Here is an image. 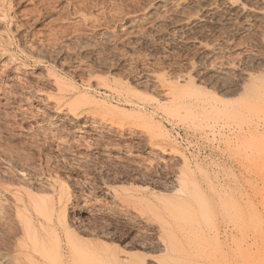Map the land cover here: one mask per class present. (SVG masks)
Listing matches in <instances>:
<instances>
[{
  "label": "rangeland",
  "instance_id": "1",
  "mask_svg": "<svg viewBox=\"0 0 264 264\" xmlns=\"http://www.w3.org/2000/svg\"><path fill=\"white\" fill-rule=\"evenodd\" d=\"M164 1L0 0V264H211L227 199H264V164L238 151L264 142L237 130L258 112L233 97L235 72H201L264 53V25L203 65L196 47L142 43ZM167 92L234 105V133Z\"/></svg>",
  "mask_w": 264,
  "mask_h": 264
},
{
  "label": "bare ground",
  "instance_id": "2",
  "mask_svg": "<svg viewBox=\"0 0 264 264\" xmlns=\"http://www.w3.org/2000/svg\"><path fill=\"white\" fill-rule=\"evenodd\" d=\"M166 10L168 11L170 10L169 12L172 13L170 14V16H167L164 13L165 15L163 17V12ZM166 13L168 14V12ZM160 14H162L161 18H160ZM146 16H148V18L151 19L158 17L156 20L157 21L156 24H154L155 21L153 22V24L155 25L154 27L155 29L157 30L160 29L159 31L160 34L157 31V33L159 34L157 36V39L151 36L153 39H155V41L151 40L152 38L150 39L148 37L152 34L150 35L147 34L148 36L142 38L143 41L142 43L144 45L155 46L156 43L158 44L166 43L168 44L167 48H170V50L171 49L174 50L175 48L183 49L186 47L188 48L196 47L199 51L198 52L199 56L202 57V61L203 59L206 61V63H202L204 65L207 64V61L209 62V60L211 61L215 57L219 58V56L220 55L222 56L223 53L225 52L227 53L228 50L230 49L229 45L231 44L232 41H234L235 39L234 37H236L235 36L236 34H238L239 32H246V33H249V31L253 32L252 29L255 28L257 25L259 24L264 25V0H165L162 4L160 3V5L154 6V8L151 9L150 13H148ZM144 20L145 19H142L141 21ZM131 24L133 25V23ZM152 32H155V30ZM213 37H215L214 42L212 41L213 44L211 43L212 45L211 44L208 45L207 44L208 39ZM262 37L259 36L258 39ZM261 41L264 44V38ZM232 48L234 47L232 46ZM249 48L252 47L249 46ZM234 49L237 48L235 47ZM245 49L243 50L242 48L241 51L238 50L239 52H241L242 55L240 56L241 57L243 56V59L236 64L234 63L235 65L234 64L229 65V63H227L228 64L227 65L221 62V64L220 63L216 64L217 66H213V65L212 67L210 66L211 68L210 67L205 68L206 66L203 68L201 66L203 69L201 68L202 71L201 70L200 71L202 72V74H204V76L208 77L209 80L214 78L216 80H219L217 78H222L223 76H227L228 74L230 75V73L233 74V72L236 73V75H234L235 82L233 83L234 85L232 87L233 88L232 92L233 93L235 92V94L232 93L233 97H235L234 95H236L238 98L239 97L242 98L243 96H245L242 98V104L243 102L245 103L247 101L246 104L248 103L250 104L249 108H253L256 110V112L255 111H251V112L252 113L258 112L256 115L257 119L252 125H250L252 118L250 119V123H248V125L250 126L247 127L244 124L238 122L237 130L240 133L239 138H241V134L242 136H244V134L251 132L253 135L255 134L256 137L261 140V138L264 139V53H261L260 50L258 51L256 47H255L256 50L254 49L245 50ZM204 76L203 78H205ZM208 78L207 80L206 79L205 80L207 82H210L208 81ZM136 81L139 84L146 83V85L148 83H151L152 84L151 86L154 85L156 88L159 89L161 95L162 92H164L165 90L164 87H166V85L164 86L165 83L160 84L159 81L157 80V77L155 78L154 76L151 75H146V76L144 75L143 78H138L136 79ZM184 82L186 83V81ZM228 90L230 92L231 89ZM229 95H231V93L228 94L227 97L232 96ZM166 96L167 99L170 102H174L175 105L178 104L182 106L188 103L189 105L191 103L195 104L196 106L200 107V111L198 112L199 113L202 112L205 115L208 112H209L208 114H210V111L211 113H213L220 110V113H222L225 116V118L228 119L227 121L230 122L226 124L228 125L229 131L231 133H234L233 130L234 128L232 126V123L234 121L233 120L234 105L232 106V104H230L229 102L228 104L227 103L222 104L223 100H219V101L214 100L215 101L214 102L210 98L209 99L207 97L202 98L199 97V95L198 96L195 95L196 97H193L192 95L189 97H185L186 96L185 95L184 98H182V95L178 96V94L176 95L172 94V96H169L168 92L165 94V97ZM244 98L245 99L247 98L248 100L247 99L245 100ZM231 99L229 100L231 101ZM243 105L242 106L244 108L246 107L248 108L249 106L245 104ZM191 106L193 107V105ZM220 106L223 107L221 108ZM242 106L241 108H243ZM239 114H242L241 110ZM256 116L253 117L256 118ZM246 128L248 130L247 133H245ZM245 137L246 135L244 136V139ZM263 143L264 142L259 143V145L261 144L263 145L262 148L263 150L259 149L262 145L261 146L258 145L259 148L255 146L254 148L256 149L253 150L251 149V151H249L248 149H243L244 148L243 143H241L243 146H240V144H238L240 148L237 146V149L239 148L238 151L240 153V158L241 157L245 158L246 156V158L249 160L253 159L254 162H257V163H253V167L254 164H260V165L261 163L264 164ZM231 151L233 150L231 149ZM233 155L234 154H232L231 157H234ZM237 156L239 157V154H237ZM237 160L239 159L237 158ZM249 160L248 162H250ZM253 160L251 161L253 162ZM238 164L239 165L246 164L244 167H248V163L240 164L238 162ZM260 165L259 167H257L258 165L255 166V169L257 167V169L260 168L261 170ZM249 168H252V166H250ZM246 170H248V168ZM261 175H262V170H261ZM262 181L264 183V178L262 179ZM244 195L245 194H243V196ZM250 200H248V202L244 204L243 199H227V201L224 203V208L222 211L223 212L222 220L225 223V225L223 224L224 228L220 230L221 228H218L216 222L214 223V221L213 224H211L209 235L211 236V242H212L213 250L215 252L211 264H264V227H258L253 224L254 219H256L254 215L257 214L264 215V199H260L261 202L259 200L260 202L258 203L259 205L258 204L256 205L254 202H251L252 200L251 201ZM212 213H214V211ZM218 252H220V254H217Z\"/></svg>",
  "mask_w": 264,
  "mask_h": 264
}]
</instances>
